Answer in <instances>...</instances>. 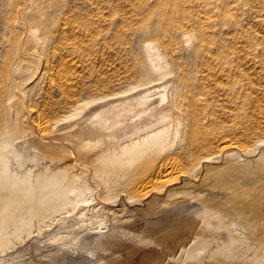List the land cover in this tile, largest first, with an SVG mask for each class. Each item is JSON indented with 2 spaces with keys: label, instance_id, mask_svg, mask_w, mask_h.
Returning a JSON list of instances; mask_svg holds the SVG:
<instances>
[{
  "label": "rangeland",
  "instance_id": "rangeland-1",
  "mask_svg": "<svg viewBox=\"0 0 264 264\" xmlns=\"http://www.w3.org/2000/svg\"><path fill=\"white\" fill-rule=\"evenodd\" d=\"M30 3L34 4V9L36 8V17L29 22L36 39L32 45L35 59L29 62L19 50L16 41L19 29L12 17L15 1L0 0V151H5L8 156L6 165L0 162V232L3 235L21 236L26 232H36L47 220L39 211L40 205L26 198L18 185L25 172L31 175L35 173L29 164H18L27 152L20 146H17L18 149L15 148L17 151L13 150V147L7 149L3 147V140L6 137L14 139L22 129L29 126L30 119L33 121L38 117L37 114L48 121L51 119L50 123L54 121V124L57 123L56 126H68L69 119L72 123L83 118L87 119L88 125L97 126L107 121V117L104 118L103 112L99 110L98 103L109 99L111 116L108 117L109 124L106 126H113L116 117H122L117 112L120 95H130L131 90L134 89L132 91L135 92L137 88L138 91H145L150 89L151 85L153 87L165 81L169 84L164 93L165 101L171 102L167 106L172 105L175 116L178 117L179 140L178 137L174 140L176 142L174 146L177 148L175 155L180 159L190 161L194 155L214 151L213 148L216 149L217 144V142L214 144V141L224 136L229 138L228 140L233 137L232 140L241 139L240 142L248 140L245 143L252 144L254 139L248 137L256 133L259 140L261 138L264 140V0H32ZM189 35H193V38ZM155 43H158L155 52L161 55L159 56L162 57L161 64H157L149 55L150 46L153 44L155 48L157 47ZM151 60L156 63L155 66ZM59 70H65L62 72L71 75L69 78L72 80L67 83L71 87L67 85V89L63 87V91L57 78V75L62 73ZM145 86L150 87L143 89ZM155 92L150 91L151 95L146 93L143 100L151 105L156 102L157 105L159 100L157 95L161 93L157 90ZM16 93L19 97L14 95ZM73 93L74 95H71ZM108 94L109 98L106 97ZM117 94H120L119 97ZM114 95L117 96L116 100ZM73 100L76 105L71 104L70 101ZM13 101H16L15 105L19 101V106L15 107ZM81 101L84 103L88 101V108L83 102L81 104ZM150 104H146L147 106L144 104L147 108L143 110L147 111ZM80 105L85 107L79 109V112L74 111L75 107ZM19 108L22 110L30 108L32 113L28 116L29 120L21 114L22 110ZM153 109L155 110L154 105L151 107V112L153 111L150 113L151 118L155 114ZM63 118L65 120H62ZM57 121H61L60 125ZM63 123L65 125H62ZM256 126L259 130L255 128ZM229 134L232 137H229ZM211 139H214L213 142ZM258 157L259 160L264 159V152L258 154ZM258 167L249 172L247 180H243L244 183L242 182L240 186L244 185L249 189L244 186L243 189H236L237 191L227 188L226 191L229 193L226 194L223 189L222 194L217 191L215 194H208L210 197L207 195L206 198L205 195L204 202H201L205 203L202 204L204 209L207 208L208 201L213 208L216 207L219 212L217 214L222 215H219V220L225 223L224 227L231 224L234 210L247 211L254 201L264 197V170ZM128 172L126 164H116L110 174H101L100 179L109 191L114 192V189H120V185L128 177ZM252 174L254 176H251ZM11 180H14L16 185L10 184ZM253 180L258 182L255 183ZM228 189L234 191H231L233 196ZM241 191H245L246 196H243ZM257 192L261 194L258 193L260 194L258 196ZM245 197L250 200L247 207L240 201ZM223 198L226 203L222 202ZM194 210H190L189 214L188 211L179 213L178 217L174 216L167 223L164 221L166 225L164 222L158 224L154 231L141 229L142 235L138 236L140 232L136 231L129 234L132 238L141 239L152 237L154 233L158 236L171 224L178 228L176 232L171 226L177 237L174 234L171 237V233L168 237L174 241L178 240L186 237L188 227L191 229L194 223L201 219L202 210L198 211L199 208ZM208 210H204L205 213H208ZM185 214L190 215V218ZM208 218L207 220L202 218V222L201 220L199 222L206 224V221H210ZM201 223L199 224L201 227L205 225ZM207 225L209 224H206L205 228H208ZM205 228L203 233L206 231V234H210L213 231L210 227L209 233ZM220 228V233L215 231L219 236H216V240H220L222 246L230 249L228 227H225V230ZM179 231L183 234H179ZM191 234L189 233V236ZM110 248H104L105 254L111 252ZM175 251H179L180 255L182 248L178 246ZM115 258L109 260H114L113 263L123 261ZM175 259L176 257L170 259L169 264L171 262L186 264L180 259L178 262ZM109 260L106 256L98 260L97 254L96 256L88 254L81 255L76 264H95L94 262L107 264L106 261Z\"/></svg>",
  "mask_w": 264,
  "mask_h": 264
},
{
  "label": "bare ground",
  "instance_id": "bare-ground-1",
  "mask_svg": "<svg viewBox=\"0 0 264 264\" xmlns=\"http://www.w3.org/2000/svg\"><path fill=\"white\" fill-rule=\"evenodd\" d=\"M14 1L15 10H13L14 8L12 9L14 12L12 17L16 27L19 29V36L16 40L17 45L23 56L30 62L31 59H35L32 45L34 39H36L34 38L36 34L33 35L34 31L32 32V28L30 29L31 23L29 24V22L35 16L36 8L34 9V4L30 3L32 0ZM189 36L193 38V35ZM155 44H157L156 48L153 44L149 45L151 47L149 55H151L153 61L161 64L163 63L162 57L160 58L159 56L161 55L155 52V49L158 48V43ZM36 53L38 54L37 51ZM152 64L154 63L152 62ZM43 66L45 67L44 64ZM40 70H42L41 67ZM62 71L65 72V70L60 72ZM63 72L57 75L59 84L62 86L61 91H63V87L67 89V85H69L67 83L71 80L69 78L71 75L68 76L67 73ZM50 74L52 75V71ZM158 84L153 87L152 85L151 87L149 86L150 89L145 86L146 88H143L147 89L145 91H138L137 88L133 92L132 90L134 89H132V94L129 93L130 95L126 92H124L127 94L125 96L117 94V96H121L117 101V112L122 117H126V119L115 116L116 120L113 126H106L109 124L107 122L108 117L111 116V102L108 99V101L98 103L100 104L99 110L103 112L104 118L107 117V123L105 121L102 123L105 125H88L87 119L80 118L81 120L75 119L76 121L72 123L69 119L70 125L68 126L64 123L62 125L65 126H61V121H59L60 123L57 121L60 126H56L57 123L55 125L54 121L50 123L51 119L48 121L41 117V114L40 117L37 114L38 117L35 120L33 119V121L30 119L29 126L22 129V132L18 133L14 139L6 137L3 140L5 149L13 147L12 149L17 151L15 148L20 146L21 149H25L27 152L26 155L21 157V163L19 161L18 164H29V167L35 173L31 175L29 172H25L18 185L26 195V198L32 199L36 204L40 205L39 211L42 215H45L47 220L36 232H26L21 236H8L0 232V264H76L81 255L88 254L91 256H96L97 254L98 260L105 256L108 260L112 257L123 259V261H115L114 263V260H109L106 261L108 262L107 264H166V260L169 264V260L175 257L177 262L180 259L186 264H264V195L260 196L263 198L259 197L260 200L257 199L258 201L253 200L254 204L252 206L248 202L250 201L248 197L240 199L243 202V206L247 207L249 204L250 208H247V211L244 209L234 210L231 224L225 226L226 228L228 227V236L231 240L230 249L222 246L219 242L220 240H216V236L219 237L218 234L216 235L217 231L220 233L219 228L224 227L225 224L219 220V215L221 214H217L219 212L215 209L216 207L213 208L211 202L208 201V204L206 203L207 208L205 209L203 208L205 203H202L204 204L203 206L201 204V202H204L205 195L207 198L208 194H215L217 191L221 193L223 189H225L226 194L227 188L232 190L243 189L244 185L240 186L252 169L260 166L264 170V159L260 158L259 160L258 157V154L264 152V140L262 138L259 140L258 134L254 132L256 131L254 129L252 130H254L255 134L248 137L252 140L254 139L252 144H250L251 142L249 144L245 143L248 140H243L244 142H240L241 139L239 140L238 138L237 141L236 139L232 140L234 138L231 134H229L230 136L228 135L232 137L231 140L222 135L224 137L221 136L222 138L214 141V144L217 142L216 149L213 148L214 151L203 153V155H200V153L199 155H194L190 161L180 159L175 155L177 148L174 146V140L179 134L178 117L175 116L173 106H167L171 102L167 103L164 97L168 82L161 81ZM156 90L161 94L157 95L159 96L158 104L155 105L156 102L155 104L152 103L155 106V110L153 109L155 114L151 118L150 115L153 113V111L151 112L152 105L143 100V97L146 93L155 92ZM71 95H74V93ZM109 95L106 97L109 98ZM149 95L151 94L149 93ZM17 96H15L16 100L18 99ZM117 96H115L114 100L117 99ZM168 97L170 98V96ZM15 102L13 103L14 106H19V101L16 105ZM70 102L76 105L74 100ZM87 102H83L85 106L88 104ZM10 103L12 104V102ZM144 104H150V108L147 111L143 110V108H147ZM85 106H76L74 111H78ZM19 109L22 110V108ZM31 113L30 108L21 111V114L25 115L28 120V116ZM119 113L116 114L119 115ZM64 118L62 120L66 119ZM139 120L143 121L139 122ZM255 128L258 129L257 126ZM214 135H216V132ZM211 140L213 142L214 139ZM7 158L6 152L0 151V162L3 165L7 164ZM116 164H126L129 172L127 179L120 185V189H114L113 192V190L109 191L101 181L100 175L110 174ZM251 176L254 175L252 174ZM251 176H249L250 179ZM9 183L16 185L14 180ZM250 184L253 183L250 182ZM232 190H229L230 194L234 192ZM244 190L246 191V189ZM245 191H241L243 196L247 194ZM250 193L248 192L249 196ZM258 193L260 192H257V195ZM208 196L210 197V195ZM250 197H252V194ZM255 197L253 196V198ZM220 199L222 200V198ZM217 202L219 203L220 201ZM222 202L224 203L225 200ZM219 207H221L220 204ZM194 209L202 210L201 219L207 220L209 217L208 220L210 219V221H206V224H209L211 229H213L211 233L209 232L210 229H208L210 228L209 225H207L208 228H205L206 224L203 223L205 224L203 225L201 219V222L195 219V222L196 220L197 222L194 223L191 229L185 226L189 229L186 228L188 233L184 232L188 234V237L175 241L169 238L170 233L171 237L172 234L175 235L171 224H169L170 227L167 226L169 227L167 230L165 229L158 236L154 233L152 237H142L141 239L132 238L129 234L132 231H136V233L140 232L139 236L142 235L141 231L148 229L154 231L158 224L164 221L167 223L168 220H172L174 216L178 217V214L182 212L188 211L187 214H189L190 210ZM207 209H209L208 213H205L204 210ZM200 223L203 225L202 227L199 225ZM225 227L220 229L225 230ZM204 228L210 234H206V231L203 233ZM177 230L178 228L176 232ZM189 233H192L190 235L192 238H190ZM122 234L124 236H121ZM179 234H183V232L180 233L179 231ZM221 240H223V237ZM224 241L226 240L224 239ZM178 246L182 248L180 255L179 251H175ZM105 247H111V252L105 254ZM179 250L181 251V249ZM129 255L131 256L128 257ZM94 263L97 264L96 262ZM171 264L173 263L171 262Z\"/></svg>",
  "mask_w": 264,
  "mask_h": 264
}]
</instances>
